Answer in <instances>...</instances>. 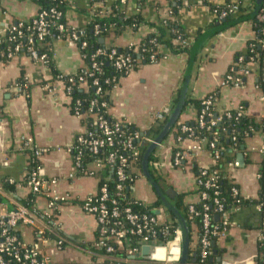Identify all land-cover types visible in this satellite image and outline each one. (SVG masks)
Segmentation results:
<instances>
[{
    "label": "crops",
    "instance_id": "obj_1",
    "mask_svg": "<svg viewBox=\"0 0 264 264\" xmlns=\"http://www.w3.org/2000/svg\"><path fill=\"white\" fill-rule=\"evenodd\" d=\"M65 1V22L76 28L84 27L89 20V0ZM247 1L253 8L254 1ZM216 4H219L216 0H180L175 10L178 25L189 38L196 37L220 20L210 11V6ZM38 8L35 0H0V35L14 22L33 19ZM166 10L167 0H127L126 13H139L143 22L135 29L126 28L116 38L109 36V40L113 38L119 47L138 44L152 31V23L166 16ZM253 38L251 20L208 38L197 53L188 85V97L200 99L217 90L214 104L217 113L242 108L243 114L256 124L239 148L229 151L232 165L228 173L245 202L229 208V224L214 242V259L218 261L216 258L219 257L220 263L253 264L259 234L264 230V205L260 210L256 208L264 194V154L259 151L264 144V69L258 62H251L241 86L221 85L234 54L244 51L247 42ZM187 56L168 54L155 63L130 70L110 92V115L134 124L140 131L148 129L157 111L173 106L176 91L183 80ZM51 58L61 74L72 73L84 65L78 47L64 40L52 42ZM21 76L27 84V93L19 92L17 88L16 82ZM69 101L63 84L51 80L47 68L27 55L20 53L7 62H0V181L7 178L15 185L19 184L14 187L13 194L5 190L14 200L21 202L28 195L23 181L30 157L22 140L31 139L34 145L44 150L38 159L39 173L57 178L55 191L68 197V201L59 205L52 220L51 233L55 238L60 237L63 245L59 248L49 246L47 252L55 264H101L105 256L92 245L96 237L95 219L81 207L83 199L97 191V178L79 173L74 168L73 142L86 128L83 118L70 112ZM195 116L194 107L186 105L179 119L193 120ZM194 145L190 140L183 144L185 169L169 166V142L162 143L155 150L159 162L163 163L158 176L175 190L176 195H183L184 203L197 201L192 165L208 167L212 164L209 151L203 146L194 150ZM88 169L96 171L93 164L88 165ZM71 173L72 177H69ZM133 195L146 205L156 199L143 177L135 182ZM3 201L7 202V198L3 197ZM8 207L11 208L10 203ZM34 207L43 211L45 199L35 198ZM16 231L26 243L34 240L32 228L18 225ZM190 238L194 245L197 240L195 229L191 230Z\"/></svg>",
    "mask_w": 264,
    "mask_h": 264
},
{
    "label": "trees",
    "instance_id": "obj_2",
    "mask_svg": "<svg viewBox=\"0 0 264 264\" xmlns=\"http://www.w3.org/2000/svg\"><path fill=\"white\" fill-rule=\"evenodd\" d=\"M35 1L39 5L38 9L40 10L47 11L50 7L53 6L54 9L60 13V16L58 18L51 19L48 17V22H50L48 26V34L45 35L42 40L35 39L33 42V47L36 49L38 54H46L44 66L48 70L50 79L61 81L65 88L69 87V110L72 111L76 105L78 111L84 114L83 122L85 124V128L97 136L100 135L98 122L96 119L97 117H101L107 122L109 126L113 125L114 123L119 124L118 131L112 135V146H104L95 154L90 153L86 150H82L80 159L81 164L77 171L79 173H87L95 176L97 178V188L105 185L107 188L108 196L110 198H113L116 179L114 172L111 171L110 165L106 163V155L112 150L116 151L117 153L129 155L130 151L125 148V143L129 138H134V136L137 135L138 137L133 139L131 143L139 150V157L131 165V169L128 168L125 170L126 179L123 182L121 194L119 196H116L115 198L117 200V205L119 206V208L129 207L135 213L152 214L153 208L159 206L163 207L159 200L156 198L152 204L147 206L143 205L140 200L134 197L133 187L135 185V182L139 178L143 177L140 166V159L145 147L149 144L144 141V137L152 140L160 131L166 116L162 120L153 121L148 129L140 131L134 124L125 122L123 119H116L112 115H110V92L119 83V80L128 73L124 68H117L114 65V62L116 60L124 57L125 55H128L130 59L131 70H134L141 65L155 63L168 54H188L195 36L189 38L178 25L175 17V10L176 4L180 2V0H167V8L169 10V14L157 23H152V31L146 34L138 44H131L124 47H119L114 44L113 38L118 37L126 28H137L138 25L143 22V18L141 17V15L139 13L127 14L125 11V5H122L119 0H89L91 6L89 20L87 21L86 25L82 27L84 29V35L80 37V41L83 40L86 42V46L80 50V52L84 54L83 62L85 67L77 69L74 74L70 75H62L61 73H59L50 56L53 42L51 36L60 35L62 38H64L67 34L66 32H59L57 28L60 24H66L64 17L67 10V3L65 0ZM253 1L254 0H251V2ZM203 2H209V0H203ZM216 2H219V4L210 6V11L215 8L219 9L227 2V0H216ZM249 12L250 9L243 11L240 10L239 13L233 16H229L225 18V20L241 17L243 15H247ZM17 23L18 22H14L11 26ZM21 23L23 26L22 29H24L25 27L31 25V20ZM251 25L254 32V38L250 39L247 42V46L244 51L236 52L234 54L233 61L227 70V73L234 77L240 76L242 83L244 82L245 75H241L239 71L241 69H247L249 63L258 62L264 69V24L257 22L255 19H252ZM64 27L68 28L67 25H65ZM95 27H97L98 33H95ZM109 36L113 38L109 40ZM99 38H102L103 42H99ZM16 40L24 42V37H18ZM80 41H77L76 43L79 44ZM14 44L15 41L10 42L7 39L0 40L1 63L7 62L9 59H11L7 58L5 54L7 50L13 48ZM98 49L103 50L104 53L94 56L93 59H91V55ZM110 49H115V54L112 56V58H108ZM20 53L23 52L21 51ZM151 55L154 57V62H151L149 58ZM239 57H241V60H239ZM92 62L98 64L97 70L91 68ZM80 79L82 80V82H84V84L81 83ZM16 85L19 86V92L27 93V84L22 76L19 77ZM98 87L100 88V90L99 92H96V89ZM262 87L264 88V82L262 83ZM179 91L180 88H178L176 91L174 103L177 100ZM217 96V90L210 91L200 99H193L187 96L185 106L191 105L194 107L196 111L195 119L187 121H181L180 119H178L170 133L161 142V144L169 142L170 154L168 164L172 168H177L171 164L170 156L173 153V144H175L176 138L178 136H185V138L187 137V132L184 133L180 131V125L181 123H183L192 131L190 141L199 142L200 140L204 139L205 141L200 143L209 151L212 158V164L208 167H197L195 165H192L191 170L193 171L195 178L205 181L206 179H209L210 174L215 171V174L211 176L214 177L212 181L214 184L213 187L204 188L201 185L197 188V193L204 191L207 197L204 200H197L193 203V212L188 211V203L183 202L182 194H177L172 199L173 204L177 209H179L185 221L189 225L190 233L192 229H195L197 234V240L194 245H192V240L190 238L186 264H221L220 261H216L214 259L212 251L215 247L212 245L210 246V254H208L205 258L200 257L201 247L199 239L202 234L200 216L203 211L204 205L208 208V212L210 213L211 223L213 225L219 226V231L211 237V243H214L221 233V230L227 227H220V215L212 211L213 197L215 196L214 191L217 190V197L227 209L232 207L235 208L245 202L244 199L240 197V195L238 197H234L231 193L232 178H229L227 164L232 161V157L230 156L229 151L238 149L244 138L252 133V131L256 127V124L243 113L239 116H236V110L217 113L214 109V104ZM205 99L211 100V105H209L206 110V112L211 113V117L207 118V116L205 115L203 119L204 123L207 125L210 118L216 119V124L209 129H207L206 126L200 127L196 120V117L205 107L203 103ZM76 100L79 101V104H75ZM91 102H93V104H91ZM226 112H229V117L226 116ZM213 138H215L214 148L209 149L208 143L212 141ZM214 151H217V157H214ZM74 152L75 149L72 148V153ZM94 162H99L101 164V167L99 169H96V171L91 172L88 169V165L93 164ZM157 162H159V160L154 151L148 159L149 170L151 172V175L155 178L156 182L160 185L161 189L164 190L169 185L164 182L163 178L161 179V177L158 176L157 172L161 169H156L155 164ZM203 169L206 170L205 175H201V171ZM1 186L9 193L13 194V190L15 187V184L13 182H9L7 178H4L1 181ZM1 200H3L2 196H0V201ZM34 201L35 196L31 193H28V195L24 199H22L21 203L28 208H31L34 205ZM167 213L172 219V226L177 227L174 217L168 211ZM7 231L8 233H14L19 236L16 230L10 229ZM47 237L54 239L55 235L53 232H50L47 233ZM56 238L60 237L57 236ZM160 238L161 237H159V239ZM138 241L139 239L137 236L126 235L122 239V247L113 245V251L109 253L99 251V253L105 256V259L101 264H122V260H129L134 264H150V262L141 254L130 257L125 252L126 248L139 246ZM62 245L63 241L61 242L60 247ZM263 258L264 245L258 240L257 252L254 257V261L256 264H264L262 262Z\"/></svg>",
    "mask_w": 264,
    "mask_h": 264
},
{
    "label": "built area",
    "instance_id": "obj_3",
    "mask_svg": "<svg viewBox=\"0 0 264 264\" xmlns=\"http://www.w3.org/2000/svg\"><path fill=\"white\" fill-rule=\"evenodd\" d=\"M122 5H126L127 0H119ZM251 5L248 4L247 0H227V2L219 9H213L211 13L218 19H225L229 16L236 15L240 10L251 9ZM169 14V10H166V16ZM60 13L50 7L47 11L38 9L36 16L31 19V25L22 29V23L10 26L3 35H0L1 39H7L10 42H14L12 49L7 50L6 57L12 58L21 51L34 61L45 64L46 54H38L36 49L33 47V42L35 39L42 40L45 35L48 34V17L51 19L58 18ZM165 16V17H166ZM50 19V20H51ZM257 22L264 24V4L259 10L258 14L255 16ZM65 25L68 28L64 27ZM63 25H58L59 32H66V36L62 38L60 35L51 36L52 41L54 40H64L70 44H74L79 50L86 46L85 41H80V37L84 35V29L76 28L68 25L67 23ZM95 33H98L97 27H95ZM24 37V42L17 41L18 37ZM80 41L79 44L76 42ZM52 49L50 51L51 56ZM104 51L101 49L96 50L92 55L94 56L103 54ZM115 54V49H110L108 53V58H112ZM83 59L84 54L81 53ZM151 62H154V57L151 55ZM241 60V57H239ZM115 67L124 68L125 71L129 72L131 70V63L128 55L116 60L114 62ZM83 65L81 68H84ZM91 68L97 70L98 64L92 62ZM62 74L70 75L74 74ZM241 75L248 73V69L240 70ZM81 80V79H80ZM108 81V80H106ZM61 82V81H60ZM62 83V82H61ZM81 83L84 84V82ZM95 84V83H94ZM221 85H231L234 87H239L242 85L240 76H232L227 73L222 81ZM64 87V86H63ZM19 89V86H17ZM66 95L69 97V87H64ZM100 88L96 89L99 92ZM205 107L196 117L198 125L200 127L206 126L207 129L216 124V119H209L206 125L203 121L204 116L207 118L211 117V113L206 112L209 105H211L210 99H205L203 101ZM75 104H79L76 100ZM93 104V102H91ZM236 116L243 113L241 108L235 109ZM170 111L169 107H163L153 115V121L162 120ZM75 117L83 118L84 114L78 111L76 105L72 111H70ZM226 116L229 117V112H226ZM98 129L100 130V135H94L91 131L87 129L83 133L78 134L73 142L72 148L75 149L73 153V165L76 170L80 167V159L82 155V150H86L90 153H97L104 146L110 147L113 145L112 135L118 131V123H114L109 126L105 120L101 117H97ZM262 126L264 127V121H262ZM181 132H187V137L178 136L176 138L175 144H173V153L170 156L171 164L174 167L185 169V148L183 144L185 140H190L192 136V131L190 128L185 126L183 123L180 125ZM138 136L135 135L134 138H129L125 143V148L130 151L129 155H124L122 153H117L112 150L106 155V163L110 165L111 171L114 172L116 184L114 187V197L110 198L107 194V188L105 185L97 188V191L93 194L86 196L82 201V210L88 214H91L96 223L97 237L93 241V248L97 251H104L109 253L113 251V245L117 247H122V239L126 235L137 236L139 241V246L133 248H126L125 252L133 257L134 255L141 254L145 259H147L150 264H176L180 256L181 247V237L178 227L172 226V219L163 207L153 208V213H135L129 207L119 208L117 205L116 196L121 194L123 188V182L126 179L125 170L130 168L131 165L138 159L139 150L134 147L131 141ZM144 141L150 143L152 140L144 137ZM202 139L199 142L194 141L193 149L198 150L204 142ZM215 138L208 143L209 149L214 148ZM23 148L29 153V167L25 173L23 187L27 189L28 193H31L37 197H43L45 199V208L39 210L34 207L28 208L19 201L14 200L6 194L5 189L1 186L0 181V196L7 198V202L0 201V264H55L47 252L49 246H55L59 248L62 242L61 238H51L47 237V233H50L54 227L52 224L53 217L57 212L59 205L68 201L66 195L59 194L55 191V185L58 183V179L54 177H44L39 173L38 159L43 154V149L34 145L31 139L27 138L22 140ZM161 145V144H160ZM259 151L264 154V144L259 147ZM214 157L218 156L217 151L213 153ZM37 162V163H35ZM93 165L95 169H99L101 164L99 162H94ZM232 162L227 164L228 169L231 167ZM163 163L157 162L155 167L157 170L162 169ZM93 172V170H90ZM87 174V173H86ZM206 170L201 171V175H205ZM215 174L213 171L210 174V178L202 181L201 179L195 178L196 190L201 185L204 188L213 187V179L211 177ZM92 175V174H91ZM72 177V173L69 174ZM229 178L231 176L229 175ZM9 182H12L8 179ZM232 187L231 193L234 197L239 196L238 189L231 180ZM19 184L15 185L18 186ZM197 200L206 199V193H197ZM213 197V212L219 214L220 227L224 228L229 224L228 220V210L224 207L223 203L220 202L217 197V190L214 191ZM11 204V208L8 204ZM143 205H146L143 203ZM264 205V194L262 200H259L256 204L258 210L262 209ZM147 206V205H146ZM193 203H188V211L193 212ZM56 211V212H55ZM168 215V217H167ZM200 224L202 234L199 239L200 242V257L205 258L210 254L211 237L214 236L219 231V226L213 225L211 223V216L208 212V208L204 205L203 211L200 216ZM18 225H24L33 229L34 240L32 242L26 243L20 239L14 233H8L7 230H16ZM223 229L221 230V232ZM159 237H161L159 239ZM259 241L264 245V230H261L259 234ZM147 248L146 252L143 253V248ZM264 263V258L262 259ZM120 264V263H117ZM122 264H134L129 260H122ZM253 264H256L255 261Z\"/></svg>",
    "mask_w": 264,
    "mask_h": 264
},
{
    "label": "water",
    "instance_id": "obj_4",
    "mask_svg": "<svg viewBox=\"0 0 264 264\" xmlns=\"http://www.w3.org/2000/svg\"><path fill=\"white\" fill-rule=\"evenodd\" d=\"M263 5V0H254L253 8L250 13L247 15H243L241 17L232 18V19H221L215 23L214 26L209 27L204 30L202 33L197 35L193 40L191 47L187 56V63L184 69L183 80L181 83L180 91L177 97L176 102L170 109L169 113L166 115L163 125L157 135L152 139V141L145 147L141 159L140 166L143 178L148 183L149 187L153 191L156 198L159 200L161 205L174 217V220L177 224V227L180 231L181 237V247H180V256L179 260L176 264H186L189 244H190V230L189 225L185 221L183 215L173 204L172 199L176 196V192L172 187H167L162 190L160 185L156 182L155 178L151 175L149 170L148 159L149 156L159 147L163 139L170 133L174 124L179 119L181 112L185 107V101L188 92V85L191 79L192 70L194 67V63L196 60L197 53L201 47V45L211 36L220 33L221 31L232 27L238 23L255 19V16L258 14L259 10ZM99 42H103L102 38H99ZM214 246V243H211ZM147 248H143V253H145ZM216 253L215 249L212 251L214 255ZM218 261L219 257L216 258ZM221 264H231L223 262Z\"/></svg>",
    "mask_w": 264,
    "mask_h": 264
}]
</instances>
